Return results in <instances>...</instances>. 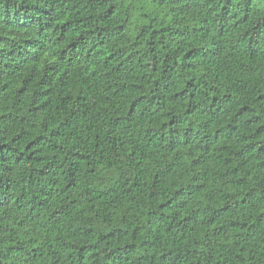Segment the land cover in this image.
I'll return each instance as SVG.
<instances>
[{
    "label": "trees",
    "instance_id": "16d2710c",
    "mask_svg": "<svg viewBox=\"0 0 264 264\" xmlns=\"http://www.w3.org/2000/svg\"><path fill=\"white\" fill-rule=\"evenodd\" d=\"M0 264H264V0H0Z\"/></svg>",
    "mask_w": 264,
    "mask_h": 264
}]
</instances>
